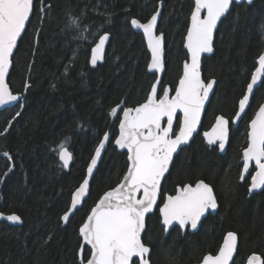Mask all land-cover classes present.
<instances>
[{"label": "trees", "instance_id": "16d2710c", "mask_svg": "<svg viewBox=\"0 0 264 264\" xmlns=\"http://www.w3.org/2000/svg\"><path fill=\"white\" fill-rule=\"evenodd\" d=\"M160 1L158 31L165 44L160 89H174L187 58L183 42L193 0H34L8 75L12 92L22 100L0 110V213H16L22 220L19 226L0 221V264H80L79 226L127 168L126 153L113 144L120 111L141 103L155 79L147 72L149 53L143 36L132 29L130 20L146 21ZM69 17L79 18V29L68 27ZM104 32L109 33L104 61L91 67L90 49ZM213 48L201 65L203 79L216 81L201 130L174 157L159 204L178 185L201 179L212 186L218 209L194 233L182 234L173 227L165 235L157 207L147 217L142 235L151 248V264L198 263L206 253L217 251L228 231L238 236L232 264H244L251 253L264 258V188L250 195L249 178L240 179L248 123L264 100V77L244 116L236 126L230 125L224 154L202 136L216 115L231 121L236 113L264 50V0L233 4L217 28ZM117 106L112 117L111 109ZM178 124L179 117L174 131ZM106 132L109 142L88 196L62 226L71 193ZM66 140L72 153L67 170L53 151ZM89 253L85 246L84 257Z\"/></svg>", "mask_w": 264, "mask_h": 264}, {"label": "snow or ice", "instance_id": "6c2138e0", "mask_svg": "<svg viewBox=\"0 0 264 264\" xmlns=\"http://www.w3.org/2000/svg\"><path fill=\"white\" fill-rule=\"evenodd\" d=\"M233 2L234 0H194L195 7L191 13V25L186 37L191 62H185L183 65V75L175 88V95L169 97V90L165 88L163 96L156 99L157 85L153 84L145 103L134 109H123V118L119 124L120 134L115 143L128 149L129 166L123 181L116 188L104 193L80 228L84 241L81 246L80 264H132L134 257L139 258L140 264H150L146 257L151 250L141 236L146 228V214L156 205L161 178L169 170L173 153L181 144L187 142L196 130L204 102L213 89L215 81L209 80L205 83L201 78L200 57L201 53L213 51V33L217 22L229 11ZM32 10L33 0H0V106L20 99L12 93L6 78L18 38L25 30ZM202 10L206 11L203 17ZM158 15L159 12L153 14L146 23L133 18L131 24L143 29L152 53L149 68L159 70L163 68V34H155ZM68 27L79 29V18L69 17ZM107 40V34L101 35L91 49L92 65L102 59ZM258 65L247 84L246 94L239 100L237 117L245 111L250 97L254 94V87L264 77V52L258 57ZM118 108L119 106L112 108L111 113L115 114ZM178 109L183 112V121L179 133L172 138L173 118ZM19 114L17 112L16 115ZM164 117H167V127L162 128L161 120ZM205 135L208 136L210 144L218 141L220 149H223L229 138V121L223 115L218 116L212 132ZM108 140L109 134L104 133L88 166L89 176L93 173L101 150ZM67 143L66 140L53 149L64 167H67L72 159ZM3 155L11 160L10 153L4 152ZM242 159L241 180L245 179L244 173L249 171L253 162L256 168L255 173L251 175L249 192L264 188V105L260 106L250 121L248 145L243 149ZM88 190L89 179L85 178L72 195L69 211L61 217L63 221L69 220L72 211L81 203ZM141 192L142 196H138ZM217 206L212 187L204 181H198L195 187L186 184L178 188L177 194L168 196L159 211L165 231L173 222H178L181 228L190 224L192 229H196L201 217L210 209L215 210ZM0 217L11 222L21 220L15 213L7 216L0 213ZM85 245L90 246L91 251L87 258L83 255ZM236 248L237 236L234 232H228L218 253L215 256L205 255L202 264H229ZM247 264H264V258L253 254L248 257Z\"/></svg>", "mask_w": 264, "mask_h": 264}, {"label": "water", "instance_id": "95a60500", "mask_svg": "<svg viewBox=\"0 0 264 264\" xmlns=\"http://www.w3.org/2000/svg\"><path fill=\"white\" fill-rule=\"evenodd\" d=\"M254 1H255V0H250V2H249V0H239V2H236V0H234L233 4L246 3V4L249 5V4L253 3ZM233 4H232V5H233ZM232 5H231V6H232ZM33 6H34V0H33ZM231 6H230V9H231ZM162 7H163V2L160 1V2L158 3L157 9H156L155 12L153 13V14H156L157 12H159V15H158V18H157V25H156V29H155V34H156V35H160V34L162 33V32H159V31H158V26H159V22H160V19H161V14H162ZM194 7H195V3H194V0H193V8H192V10H191V13H192V11L194 10ZM230 9H229V11H230ZM229 11H228V12H229ZM32 12H33V10H32ZM228 12H227L224 16H222L221 19L217 22V27H216V29L214 30V33H213V43H214V38H215V34H216V31H217V28H218V26H219L221 20L227 16ZM191 13H190V15H189L188 26H187V29H186V33H185V36H184V42H183V47H184V50H185L186 53H187V58H186V60L182 63L181 75H180V77H179V79H178V81H177V84H176V86L174 87V89H171L169 85H165V86L162 88L161 91H160V86H161V83H162V77H163V74H164V71H165V44H164V35H163V46H162V49H163V50H162L163 68H162V69H159V70H158V69H151V68H149V65L151 64L152 53H151V49L148 47V41H147V38L145 37V35H144V33H143V29L136 28L135 26H133V25L131 24V20H132L133 18L130 20V25H131L132 29H133L135 32L142 34V36H143V39H144V42H145V45H146V49H147V51H148V53H149V60H148V63H147V72H148V73H151V74H154V75H155V79L153 80V82H152V84H151V86H150V89H149V91H148V93H147L146 98H145L141 103H139V104H137V105H135V106L123 107L122 110H121V113H120V116H119V120H118V124H117V134H116V136H115L114 139H113V144H114V146L116 147V149H117L118 152H124V153H126L127 168H126V171H125V173L123 174L121 180H120V181H119L114 187H112V188H110V189H107L106 191H104V192L102 193V195L99 197V199L96 201V203L90 208V210H89L88 214L86 215V217H85L84 221L82 222V224L79 226L78 233H79V237L81 238V245H80V248H79V260H80L81 246L84 244L83 238H82V236H81V234H80V231H79L80 228H81V227L83 226V224L87 221V217L91 214V210L96 206V204L99 202V200H100L101 197L104 195V193H106V192H108V191H110V190L116 188V187H117V186L123 181V177H124V175L126 174L127 169H128V166H129V161H128V149H127L126 147H125V148H121L119 145H117V144L115 143V140L119 137V134H120V133H119V124H120L121 119L123 118V109H124V108H133V109H134V108H136L137 106H139V105L145 103L146 100H147V98H148V96H149V94L151 93V89H152L153 84H156V85H157V97H156V99H159L161 96H163V90H164L165 88H167V89L169 90V97H172V96L175 95V88L178 86L179 80H180V78H181L182 75H183V65H184L185 62H188V63L191 62V54H190V52L188 51V49H187V47H186L187 31H188V28H189L190 25H191ZM153 14H152V15H153ZM31 15H32V13H31ZM31 15H30V17H31ZM152 15H151V16H152ZM205 15H206V11L202 10V12H201V16L203 17V16H205ZM151 16L149 17V19L151 18ZM135 19H136V18H135ZM149 19H147V20L144 21V22H142V21H140V20H139V21H140L141 23H146ZM137 20H138V19H137ZM27 24H28V22H26V26H27ZM25 28H26V27H25ZM24 31H25V30H24ZM24 31L22 32L21 36L23 35ZM105 34L108 35V40H107V41L105 42V44H104V48H103V57H102V59H98V60H97V63H96L95 65H92V64H91V49L95 46V44H94V45L91 47V49H90L89 64H90L91 67H96L98 64H101V63H103V61H104L106 48H107V45H108V42H109V33H108V32H104V33H102L101 35H105ZM162 34H163V33H162ZM101 35H100V36H101ZM21 36L18 38L17 45H18V42H19ZM100 36H99V37H100ZM98 40H99V38L97 39L96 42H98ZM96 42H95V43H96ZM213 43H212V48H213ZM15 49H16V48H15ZM15 49H14V52H15ZM213 51H214V48H213ZM213 51H212L211 53H201V57H200V71H201V65H202V60H203V58H204V57H207V56H210V55L213 53ZM14 52H13V54H14ZM263 52H264V51H263ZM12 57H13V56H12ZM11 66H12V62H11L10 67H9V72H10V70H11ZM258 66H259V65H258V58H257V65H256V67H258ZM256 67H255V68H256ZM254 71H255V69L253 70L252 74L254 73ZM252 74H251V76H252ZM8 75H9V73H8ZM201 78H202V80H203L205 83H207V82L203 79V77H202V71H201ZM261 79H262V78H261ZM6 80H7V83H8V76H7ZM210 80L215 81V79H210ZM250 81H251V77H250L249 82H250ZM249 82H248V83H249ZM260 83H261V80L258 82L257 86L254 87V91H255L256 88H258V87L260 86ZM215 84H216V81H215V83H214V85H213V89H212V91L209 93V97H208V99L204 102V106H203V108H202V110H201L200 120H199V123H198L197 126H196V130H195V131L192 133V135L188 138L187 142L181 144V145L177 148V151H176L175 153H173L172 160H171V162H170V164H169V170H170V167H171V164H172V162H173L174 157L178 154V152L180 151V149L183 148V147H185V146H188V145L190 144L191 140L193 139V137H194V136L200 131V129H201V123H202V119H203V116H204V112H205L206 107H207V105H208V103H209V101H210V98H211V96H212V94H213V92H214ZM9 87H10V86H9ZM10 89H11V88H10ZM246 89H247V86H246ZM246 89H245V93H244V95L246 94ZM11 91H12V90H11ZM12 93H13V92H12ZM13 94L18 95V96L20 97V99H19L18 101L9 102V103L6 104V105L0 106V110H2V109H4V108H7V107H10V106H14V105H16L18 102H20V101L22 100V95H21V94H19V93H13ZM252 96H253V95H252ZM252 96L250 97L249 104L246 106L245 111L242 112V113H240L239 117H237V113L239 112V101H238L237 111H236L235 115H234L233 118H232V123H233L234 125H237V124L239 123V121L241 120V118H242V117L244 116V114L246 113L247 109H248L249 106H250ZM261 105H264V100H263V102L258 106L257 110H256L255 113H254V116H255L256 112L258 111V109L260 108ZM218 116H221V114H218V115L215 117L214 122L211 124V126H210L207 130H204V131L202 132L203 138H204V140L206 141L207 144H210V143H209V140H208V136H206L205 134H206V133L210 134V133L212 132V129H213L214 125L216 124V118H217ZM254 116L252 117V119L254 118ZM178 117H179L178 128H177V131L174 132L175 124H176V121H177V118H178ZM224 117H225V116H224ZM225 119H227V118L225 117ZM252 119H251V120H252ZM227 120H228V119H227ZM251 120H250V121H251ZM182 121H183V112H182V110H179V109H178L177 112H176V114H175V116H174V118H173V128H172V133H171L172 138H175V135L179 133V131H180V127H181V124H182ZM228 121H229V120H228ZM249 124H250V122H249ZM161 127H162V128H163V127H167V117H164V118L161 120ZM248 132H249V127H248ZM248 132H247V145H248ZM106 133L109 134V132H106ZM103 136H104V135H103ZM229 137H230V122H229ZM109 138H110V136H109ZM102 139H103V137L101 138V140H102ZM228 141H229V138H228ZM228 141L225 143V147H224L223 149H220V147H219V142H218V141H217L216 143H214V144H210V145H217L219 152H220L221 154H224L225 151H226L227 145H228ZM108 142H109V140L105 142V146H104V148L101 150V155H100V157L97 159V164H96V166H95L94 169H93V173L89 176V174H88V172H87V169H88L89 164L91 163V159H92V157L95 155V150H94V152H93V154H92V156H91V158H90V160H89V162H88V164H87V166H86V169H85V176H84V178L82 179V181L79 183V185H78V186L73 190V192L71 193L70 202H69L68 208H67V210H66L65 212H68V211H69V208H70V206H71V198H72V195L75 193L76 189L80 186V184L83 182V180H84L85 178H88V179H89V188H90L91 180H92L93 175L95 174V172H96V170H97V167H98V165H99V163H100V161H101V159H102V157H103V154H104V152H105V150H106V148H107V144H108ZM99 143H100V142H99ZM98 145H99V144H98ZM98 145H97V146H98ZM246 147H247V146H246ZM246 147H245V148H246ZM242 153H243V151H242ZM60 161H61V160H60ZM61 163L63 164L62 161H61ZM70 165H71V160L69 161L68 166H67V167H64V168L67 170V169L70 168ZM252 166H254V168H255L254 162H253V164L250 166L249 171H248L247 173H244V176H245V177H247V176L249 175ZM169 170H168V171L164 174V176L161 178L160 192H161V187H162L163 180H164V178L166 177V175L168 174ZM242 170H243V159H242ZM242 170H241V173H242ZM255 171H256V168H255L253 174L255 173ZM198 181H203V180H198ZM198 181H196L194 184H189V183H186V184L195 187V185H196V183H197ZM204 182H205V181H204ZM250 182H251V178H250ZM205 183H206V182H205ZM186 184H184V185H186ZM207 184H208V183H207ZM184 185H183V186H184ZM208 185H210V184H208ZM183 186H177L175 192L172 193V194L166 193L165 196H164V199H163L162 203L158 206V204H159V200H160V193H159V195H158V197H157L156 205H154V207H153V209H152V211H151L150 213L146 214L145 224H146V219H147V217H148L150 214H152V213L155 211V209L158 207V214H159V217H160V223H161V225L163 226V224H162V219H163V218H162V215H161L159 209H160L161 207H163V204L166 202V199H167L168 196H175V195L177 194V189H178V188H181V187H183ZM210 186H211V185H210ZM211 187H212V186H211ZM249 187H250V185H249ZM212 189H213V188H212ZM261 190H263V188L256 189V190L252 191L251 193L249 192V194L251 195V194H253V193L260 192ZM213 192H214V191H213ZM88 193H89V190H88V192L86 193L85 197H83V198L81 199V203L78 204L77 207H76V209H74V210L72 211V214L70 215L69 220H70L71 217L74 215V213L76 212V210H78L79 208H81V206L83 205L85 199H86L87 196H88ZM214 195H215V193H214ZM138 196H142V192L139 193ZM215 197H216V196H215ZM217 205H218V203H217ZM217 209H218V206H217V208H216L215 210H211V209H210L208 212H206V213L204 214V216H202L201 219H200V221L198 222V225H197V228H196V229H192L191 226H190V224H189V225H186V226L183 227V228H181V227L179 226L178 222H173L172 225L168 226L167 231L164 230V234L166 235V234L169 232V230H170L171 228H173V227H177V228H179V229L181 230L182 234H184L186 231H188V232H190V233H194V232H196V231L199 229V227H200V225H201L203 219H204L208 214H215L216 211H217ZM65 212H64V213H65ZM64 213L62 214V216L64 215ZM11 214H12V213H11ZM15 214H16V213H15ZM7 215H9V214H5V216H7ZM62 216H61V217H62ZM69 220H68L67 222H65V221H63V220L61 219L62 226L67 225V223L69 222ZM0 221H6L8 224L13 225V226H19V225H21V223H22V220H20L19 222H11V221H8V220H6L5 218H2V217H0ZM163 228H164V226H163ZM228 232H233V231H228ZM228 232H226L225 235L223 236V239H222L221 244H220L219 248L217 249V251H216L215 253H213V254H212V253H206L205 255L211 254V255L215 256V255L218 253L220 247H222V245H223V243H224V239H225V237H226V235H227ZM143 233H144V232H143ZM143 233L141 234V236L143 235ZM234 233H235V232H234ZM235 234H236V233H235ZM236 236H237V234H236ZM85 246L88 247L89 250H90V246H88V245H85ZM85 246H84V247H85ZM147 246H148V245H147ZM237 246H238V236H237ZM148 247L150 248V246H148ZM150 250H151V248H150ZM236 251H237V248H236ZM236 251H235V253H234L233 259H234L235 255H236ZM150 252H151V251H150ZM253 254H256V255H258V256L261 257V255H260V254H257V253H251L249 256H251V255H253ZM90 255H91V251H90V253H89V256H90ZM205 255H204V256H205ZM89 256H88V257H89ZM204 256H203V257H204ZM249 256H248V257H249ZM149 257H150V253H149V254L147 255V257H146V258L150 261ZM203 257H202V259H201L198 263H195V264H202ZM248 257L246 258V261H245L244 264H247V259H248ZM261 258H262V257H261ZM133 260H137L138 264H140V261H139V258H138V257H134ZM132 262H133V261H132ZM232 262H233V260L230 261L229 264H232ZM150 264H151V263H150Z\"/></svg>", "mask_w": 264, "mask_h": 264}, {"label": "flooded vegetation", "instance_id": "af4514ba", "mask_svg": "<svg viewBox=\"0 0 264 264\" xmlns=\"http://www.w3.org/2000/svg\"><path fill=\"white\" fill-rule=\"evenodd\" d=\"M263 51H264V50H263ZM263 51H262V52H263ZM262 52H261V53H262ZM258 57H259V56H258ZM256 65H257V60H256ZM261 80H262V79H261ZM207 82H208V81H207ZM160 87H161V86H160ZM161 90H162V89H160V91H161ZM262 102H263V101H262ZM262 102H261V103H262ZM237 106H238V105H237ZM257 108H258V107H257ZM121 110H122V109H121ZM256 110H257V109H256ZM256 110H255V111H256ZM236 111H237V110H236ZM120 113H121V111H120ZM254 113H255V112H254ZM119 116H120V114H119ZM216 116H217V115H216ZM253 116H254V114H253ZM253 116H252V117H253ZM214 119H215V118H214ZM227 119H228V118H227ZM251 119H252V118H251ZM228 120H229V119H228ZM213 122H214V121H213ZM229 122H230V125L232 124L233 126H236V125H234V124L232 123V120L229 121ZM249 122H250V121H249ZM210 126H211V125H210ZM210 126H209V127H210ZM248 127H249V123H248ZM200 130H201V129H200ZM205 130H207V129H205ZM176 131H177V130H176ZM176 131H174V132H176ZM203 131H204V130H203ZM203 131H202V132H203ZM247 132H248V131H247ZM202 136H203V135H202ZM205 142H206V141H205ZM208 145H210V144H208ZM211 146H217V145H211ZM246 146H247V145H246ZM217 148H218V147H217ZM242 151H243V150H242ZM241 160H242V158H241ZM241 170H242V167H241ZM254 170H255V168H254V166H252L249 175H248L247 177H245V178H249V185H250V178H251V175L253 174ZM240 176H241V173H240ZM199 180H201V179H199ZM197 181H198V180H197ZM203 181H204V180H203ZM194 183H195V182H194ZM194 183H193V184H194ZM206 183H207V182H206ZM189 184H190V183H189ZM178 186H180V185H178ZM175 190H176V189H175ZM213 191H214V190H213ZM248 191H249V187H248ZM174 192H175V191H174ZM160 193H161V192H160ZM164 196H165V195H164ZM163 199H164V198H163ZM161 203H162V202H161ZM161 203H160V204H161ZM160 204H158V206H159ZM218 248H219V247H218ZM212 254H213V253H212ZM261 257H262V256H261ZM262 258H263V257H262Z\"/></svg>", "mask_w": 264, "mask_h": 264}, {"label": "rangeland", "instance_id": "374dc122", "mask_svg": "<svg viewBox=\"0 0 264 264\" xmlns=\"http://www.w3.org/2000/svg\"><path fill=\"white\" fill-rule=\"evenodd\" d=\"M119 111V108L117 109V112ZM117 112L115 113V114H112L111 113V115H112V117H114L116 114H117Z\"/></svg>", "mask_w": 264, "mask_h": 264}]
</instances>
